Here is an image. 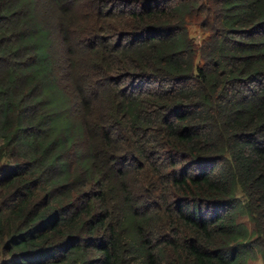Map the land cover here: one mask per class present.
Masks as SVG:
<instances>
[{"label":"trees","instance_id":"obj_1","mask_svg":"<svg viewBox=\"0 0 264 264\" xmlns=\"http://www.w3.org/2000/svg\"><path fill=\"white\" fill-rule=\"evenodd\" d=\"M255 250L264 0H0V264Z\"/></svg>","mask_w":264,"mask_h":264},{"label":"rangeland","instance_id":"obj_2","mask_svg":"<svg viewBox=\"0 0 264 264\" xmlns=\"http://www.w3.org/2000/svg\"><path fill=\"white\" fill-rule=\"evenodd\" d=\"M246 221V220H245ZM246 225L251 229V225L246 221ZM256 251V250H255ZM249 264H263L261 254L259 251H256L249 260Z\"/></svg>","mask_w":264,"mask_h":264}]
</instances>
